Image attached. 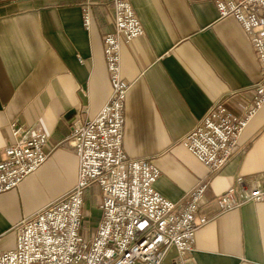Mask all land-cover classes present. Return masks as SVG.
Instances as JSON below:
<instances>
[{
    "label": "crops",
    "instance_id": "1",
    "mask_svg": "<svg viewBox=\"0 0 264 264\" xmlns=\"http://www.w3.org/2000/svg\"><path fill=\"white\" fill-rule=\"evenodd\" d=\"M143 33L122 41L120 75L128 88L122 152L159 170L153 188L179 202L207 168L181 143L215 101L239 113L260 66L249 39L215 0H130ZM113 31L109 0H93L90 27L80 0H0V159L9 122L39 125L46 160L12 190L0 193V249L15 245L23 218L71 191L78 158L62 147L73 119L94 117L110 94L102 37ZM237 176L264 184V103L244 128L230 160L209 177L190 253L170 247L160 264L264 263V202L219 211L215 197ZM100 191L85 192L83 213L95 229ZM88 218V217H86ZM84 235L91 236L84 225ZM86 231V232H85ZM135 264H143L136 261Z\"/></svg>",
    "mask_w": 264,
    "mask_h": 264
},
{
    "label": "built area",
    "instance_id": "2",
    "mask_svg": "<svg viewBox=\"0 0 264 264\" xmlns=\"http://www.w3.org/2000/svg\"><path fill=\"white\" fill-rule=\"evenodd\" d=\"M93 0H81V19L88 29ZM113 31L102 37L110 94L98 113L73 119L67 145L78 158L76 183L67 194L23 218L14 227L15 245L0 249V264H160L170 247L184 256L193 248L196 229L208 216H197L209 177L234 154L240 136L264 103V0H215L220 17L234 18L249 39L260 66L239 113L226 98L215 101L180 143L207 168L179 202L153 188L159 170L146 159L122 152L124 103L128 85L120 75V46L143 33L130 0H109ZM11 141L0 159V193L15 189L47 158V135L39 125L9 122ZM100 191V219L91 236L81 234L86 190ZM219 211L246 202H264V184L237 176L214 199ZM264 264V263H262Z\"/></svg>",
    "mask_w": 264,
    "mask_h": 264
},
{
    "label": "rangeland",
    "instance_id": "3",
    "mask_svg": "<svg viewBox=\"0 0 264 264\" xmlns=\"http://www.w3.org/2000/svg\"><path fill=\"white\" fill-rule=\"evenodd\" d=\"M11 1H15V0H11ZM81 1V0H80ZM62 147H66V148H69V149H71V147H69L68 145H67V139L65 140V141H63L62 142ZM85 216V223H84V225L85 226H83V227H86V229L88 230V232H90V231H92L93 230V228H92V223H91V218L89 217V215L87 214V213H83V217ZM86 217H88V218H86ZM86 232V231H85ZM93 232V231H92ZM81 234L82 235H84L85 233H83V231L81 230ZM85 236V235H84ZM86 237H88V235H86ZM12 248H14V247H11V248H9V249H12Z\"/></svg>",
    "mask_w": 264,
    "mask_h": 264
}]
</instances>
